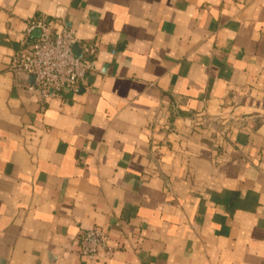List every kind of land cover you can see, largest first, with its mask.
<instances>
[{"label": "crops", "instance_id": "1", "mask_svg": "<svg viewBox=\"0 0 264 264\" xmlns=\"http://www.w3.org/2000/svg\"><path fill=\"white\" fill-rule=\"evenodd\" d=\"M42 16L99 49L44 104L8 68ZM0 264H264V0H0Z\"/></svg>", "mask_w": 264, "mask_h": 264}, {"label": "built area", "instance_id": "2", "mask_svg": "<svg viewBox=\"0 0 264 264\" xmlns=\"http://www.w3.org/2000/svg\"><path fill=\"white\" fill-rule=\"evenodd\" d=\"M40 36L29 39L33 30ZM27 38L9 62V71L14 75L34 78L27 82L26 90L36 96L38 102L62 98L69 92H78L90 73L97 72L96 59L99 49L78 37L75 27L64 25L54 29V21L46 16L28 22ZM79 49V55L74 49ZM75 254L91 262L112 259L115 248L110 245L107 233L99 226L82 230L75 240Z\"/></svg>", "mask_w": 264, "mask_h": 264}, {"label": "water", "instance_id": "3", "mask_svg": "<svg viewBox=\"0 0 264 264\" xmlns=\"http://www.w3.org/2000/svg\"><path fill=\"white\" fill-rule=\"evenodd\" d=\"M32 80H34V78H32Z\"/></svg>", "mask_w": 264, "mask_h": 264}]
</instances>
